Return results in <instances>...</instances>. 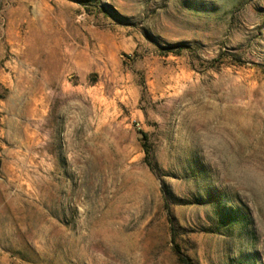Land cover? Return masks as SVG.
<instances>
[{"label": "rangeland", "instance_id": "1", "mask_svg": "<svg viewBox=\"0 0 264 264\" xmlns=\"http://www.w3.org/2000/svg\"><path fill=\"white\" fill-rule=\"evenodd\" d=\"M0 264H264V0H0Z\"/></svg>", "mask_w": 264, "mask_h": 264}, {"label": "trees", "instance_id": "2", "mask_svg": "<svg viewBox=\"0 0 264 264\" xmlns=\"http://www.w3.org/2000/svg\"><path fill=\"white\" fill-rule=\"evenodd\" d=\"M174 249H175V253L177 254V256H179V258L180 257L182 258L183 255H182V251H181L179 245H175V248Z\"/></svg>", "mask_w": 264, "mask_h": 264}]
</instances>
